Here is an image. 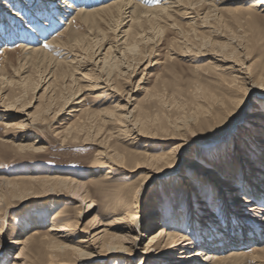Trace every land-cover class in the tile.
Wrapping results in <instances>:
<instances>
[{
  "label": "bare ground",
  "instance_id": "1",
  "mask_svg": "<svg viewBox=\"0 0 264 264\" xmlns=\"http://www.w3.org/2000/svg\"><path fill=\"white\" fill-rule=\"evenodd\" d=\"M195 1L158 0L160 5L149 9L141 5V0H0L2 25L12 27L14 19L20 26H16V31L12 27L6 35L0 37V44H6L0 50H11L14 48L12 44L19 41L18 47L26 54L15 78L6 84L12 89L10 94L3 95V88L0 89V124L5 129L3 139H0L1 145L22 154L40 153L43 150L42 141H32L31 128L38 123L55 122L63 116H69L76 118L75 121L66 125L57 136L75 142L83 140L85 145L93 144L101 148L98 157L110 167L99 177H107L109 180L115 178V172L124 174L127 171L133 174L141 169L147 170L149 175L129 196V200L126 196L128 194L122 189L119 197H116L118 201L121 200L122 207L117 206L119 209L108 214L97 212L98 205L89 199L86 185L70 178L32 177L17 183L0 179L1 183H7L5 191L0 192V244L3 247L8 240L6 234L9 230L7 228L5 231L4 223L7 211L27 200L47 198L46 202H52L46 204L50 208L60 203L58 199H63L75 204L78 210L77 219L71 225L63 223L64 220L58 216L54 217L48 235L35 232L26 240L14 241L12 238L10 244L14 245L7 255L3 257L2 252L7 247L0 249V264L9 262L8 256L14 251L16 254L10 259V264H108V259L120 256L128 264L138 256L141 257L139 264L150 259L154 264H264V109L262 113L258 109L253 113L248 111L253 100L264 99V94H256V89L246 90L245 97L231 101L228 105L207 89L197 87L196 97L202 98L208 105H198L197 113L191 119L196 121L201 115L212 116L213 106L221 107V111L210 136L190 141L177 138L181 136L178 132L184 131L189 124L183 116L180 121L172 122L162 112L164 119L161 124L164 126L157 128L156 133L149 132V111L147 113L145 108L134 105V98L130 94L132 90L126 93L118 83L128 73L132 79L141 72L143 78L140 83H146L144 77L158 65V62L153 63L156 35H162L165 28L176 27L179 18L196 21L197 6L203 4V0ZM219 2L221 5L241 2L248 6L246 12L249 14L264 13V0ZM25 9L29 16L24 14ZM215 9V14L218 12L222 16L228 12L225 7L216 6ZM214 12L206 13L202 19L208 20ZM74 13H77L76 18H79L82 25L88 28L87 34L62 43L58 39L61 34L54 38L55 31L60 26H66V32L70 34L74 23L68 22ZM102 24L107 26V30H101ZM161 24L165 25L162 27ZM217 38L214 36V39ZM214 39H206L204 42L199 39L203 43L200 49L216 47L219 50L218 57L221 60L217 62L221 64L211 62L212 69L216 72L236 73L237 80L249 85V77L241 72L242 69H236L239 66V54L233 46V37L223 43L217 40L214 42ZM47 41L48 47L59 49V58H54L51 56L53 52L50 55L39 46ZM180 56L187 57L185 53ZM35 61L41 64L38 67V78L37 72L26 75L29 66ZM95 73L96 82L93 79ZM258 83L264 87V78ZM42 90L39 99H45L46 102L31 112L35 95ZM98 90L108 92L118 102L107 111L92 113L99 118V125H102L93 130L96 125L91 126L83 116L77 117V114L84 115L86 112L80 108L85 100L82 98L85 92L94 93ZM66 92L70 93L68 98L65 97ZM30 94L33 98L28 100ZM124 96L127 101L122 104ZM154 97L156 102L162 104V95L155 94ZM158 112L160 114L161 111ZM158 116L155 122L161 121ZM246 121L249 123L243 126ZM181 123L186 124L182 129L179 126ZM104 125L113 126L114 129L101 133ZM159 132L164 136H158ZM196 132L194 130L193 133ZM108 137L109 140L117 139L124 144L125 150L108 146ZM143 138L175 147L156 156L136 154L132 147L138 146ZM192 147L214 150L212 152L218 168L212 165L207 169L199 163L201 150L195 159H188ZM133 161L136 164L134 169H127ZM189 170L195 171L196 180L187 177ZM130 173L125 174L128 179ZM90 179H98L93 171ZM194 181H199L200 185H195ZM157 182H162L166 189L172 187L178 194H186L190 198L192 204L188 205L187 216L182 205L174 209L171 221L159 214L156 208L145 211L151 202L150 198L145 201L146 196ZM205 182L210 183L207 188L211 193L207 198H200L199 206L203 207L201 211L209 213L203 216L196 211L192 199L201 195L199 188ZM235 185L241 188L236 189ZM209 196L212 197L211 202L207 200ZM6 201L8 208L3 213L2 207ZM215 211L219 218H215ZM186 224L187 231H184ZM31 240L36 241L33 249L30 248ZM145 240H149V244L144 246ZM142 246L143 251H140Z\"/></svg>",
  "mask_w": 264,
  "mask_h": 264
},
{
  "label": "rangeland",
  "instance_id": "2",
  "mask_svg": "<svg viewBox=\"0 0 264 264\" xmlns=\"http://www.w3.org/2000/svg\"><path fill=\"white\" fill-rule=\"evenodd\" d=\"M245 1L251 2L253 0ZM195 2H198V0H196ZM140 3L142 6H145V8L149 9L160 5V2H158V0H150V2L149 0H141ZM202 3L203 4L197 6L196 21H191L188 19L184 20L179 18L176 22V27L165 28L162 35H156V44L154 50V54L156 56L155 58H153V63L158 62V65L154 66L151 72L144 77L145 79L143 81H145L146 83H140V80L143 78L142 72L132 79L128 73L127 76L122 77L118 81V83H120V88L126 93L127 91L129 92L130 90H132L130 94L131 97L134 98H132L134 100L132 102L134 105L138 104V106L143 107L142 109L145 108V111H149V113L147 111L150 118L148 119L150 120V124L148 125L150 126L148 130L149 132L156 133L158 131L157 128L164 126L163 124H161L163 122L164 115L166 119H170L172 122H175L176 120L180 121L183 116V118L186 117L188 119L189 124L188 127L184 129V131L180 130L178 132L179 135H181L177 137L178 140L187 139L190 141H195L198 139H202L203 137L206 138L210 136L213 128H215L217 116L220 114L219 112L221 111V107L213 106L212 111L214 112H212V116L210 117L201 115L196 121L194 118L191 119L195 115V113H197L196 111L198 110V105H208V102H205L202 98L196 97L198 96L196 94L197 87L207 89L217 97L221 98V100H225L228 105H230L231 101L241 100V98L245 97L246 90L255 91L256 89V94H264V87H262V85L258 83L260 82L262 77L264 78V13L253 12L252 14H249L246 12V8L248 6L242 5L241 2L240 4L238 3L236 5L235 3L233 4V2H228L225 5H221L219 0H203ZM216 6L228 8V12H224L223 16L218 12L216 13V15L214 12V10H216ZM210 8L213 9L211 10ZM13 9H15L16 11L18 10L15 7ZM234 9H236L237 11ZM20 10L19 12L22 11ZM26 11L27 9H25L24 14H26ZM210 11L214 12L210 15V18L212 19L209 18L210 21L209 19H202L204 18L206 13H209ZM234 11L236 13H234ZM26 15L29 16V14ZM76 16L77 13L72 14L68 22L70 23L71 21H73L74 23L72 28L73 30L70 28L71 33L68 34V32H66V26H60L55 31L56 35H54V38H57L61 34L58 39L62 41V43H66L68 40H73L76 36L86 35L88 28L82 25L81 21L79 20V18H76ZM208 22H210L211 24H209ZM188 23H190V25ZM2 24L3 23L0 22V37H2L4 34L6 35L7 31H9V29L11 30L12 27H14V31H16V26H18L17 28H20V26L15 22L14 19L11 22L12 27L8 28L7 25L3 26ZM12 24H14V26ZM161 25L163 27L165 24ZM21 26L23 27V25ZM216 27L218 30L216 29ZM194 28L196 31L194 30ZM101 30H107V26L105 24H102ZM51 36L52 34L49 35L48 41H51ZM214 36L215 38H217L216 36H218L219 38L214 39ZM223 36H225L226 38ZM220 37L223 40L220 39ZM199 39L202 42H204L206 39H211V41H213L214 39V42L217 40V42L221 41L222 43L232 39L233 46L237 48V52L239 54V60L237 61V64L239 66L236 69H242L241 72L249 77L251 83L249 85L243 84L242 81L235 78L237 76L236 73L228 74L222 73L220 71L216 72L215 69L213 70L212 66L210 65L211 62H217V60H221V57H218L220 56L219 50L218 48L216 49V47H205V49H200V45L203 43H200ZM112 40H114V37L111 34V42H113ZM48 41L39 46L43 47V50L49 52L50 55L53 52L51 56H53L54 58H59L60 54H58L59 51H57L59 49L53 50V48L51 49L50 46L48 47L47 43L50 42ZM18 42L19 41L12 44L14 48L11 50H7L6 52L0 50V89L3 88V95L6 96L9 95L12 91V89L9 88L8 85H6L8 84L7 82L15 78L14 75L25 61L26 54L18 47ZM4 45L6 44H0V49ZM108 48L109 46H107V49ZM199 51L202 53H200ZM184 53L187 55V57L180 56ZM215 53H217V55ZM218 63L219 62H217V64ZM40 66L41 64L38 61H35V63H31L26 75H32L33 73L37 72L36 75L38 78V67ZM96 77V73L93 74V79L95 82L97 81ZM42 94L43 90L35 95L36 98L32 103V110H30L31 112H34L42 102H46L45 99H39ZM153 94L162 95V97L164 98H162L161 100L162 104H164L163 106L161 103H158V101H155L156 98ZM69 96L70 93L66 92L65 97L68 98ZM195 97L198 99H196ZM31 98H33V95L30 94L28 100H30ZM82 98H85V100L82 104V107L80 108H82V110L86 112L84 115H82V113H78L77 117H80L81 115L83 116V119L85 118L84 120L86 122L91 123V126L96 125L95 127H93V130L94 128L95 130L101 128L102 125H99L100 123L97 122L99 118H97L92 113H97L101 110L107 111L108 109H111L112 106L116 104V102H118L116 98H113V95L109 94L108 92H102L101 90H98L94 93L86 91ZM122 99V101L124 102L121 103L125 104V101H127V97L124 96ZM263 102L264 99H254L248 111L251 113L252 111L258 109L257 111H260L262 113V110L264 109V105L262 104ZM158 111H161L160 114ZM162 112H164L165 114ZM161 113L164 115H162ZM156 115H161L163 117L161 118V116H158L161 121L155 122ZM75 119L76 118L73 119L69 116H63L59 118V121H48L46 122V124L38 123L34 125L30 130L32 141L36 139L41 140V144L43 147L42 152L37 154L18 153L11 148H4L0 143V179H4L10 182L15 181V183H17L16 181H27L32 177L70 178L71 180H74L79 184L81 183L86 185L87 193H89V199L94 200L98 205V208L96 209L97 212L100 211L104 214L111 213L116 209L122 207V204L120 203L121 200L118 201L116 198L117 196L119 197L122 189H124L128 194L126 196L129 200V196L132 195L133 192L146 181V179H148V171L145 169H141L133 174L127 171H124V174H121V172L119 171L115 172V178H111L109 180L106 179L107 177H99L101 176V174H105L110 167V165H108L105 160H101L98 157L101 148L93 144L85 145L83 140L75 142L70 138H68L69 140H66L63 136H57L58 132L63 131L65 129V126L75 121ZM247 121L243 124V126L249 123ZM185 125L186 124L183 123L179 124L181 129ZM112 129H114L113 126L104 125V130L101 133H104L105 131H107L108 133ZM194 130L197 132L193 133ZM4 133L5 129L0 124V139H3ZM158 134V136H164L161 132H159ZM107 139V145L111 148L115 146L121 151L125 150V145L117 139L109 140V137ZM143 139L139 141L138 146L132 147V151H134L136 154H149L150 156H156L157 154H163V152H169L173 147H175L164 146L161 141H150L147 139ZM148 143L150 145H148ZM174 143L178 144L179 141H174ZM200 150L201 154L200 157H198L200 159L199 163L203 164V167L206 166L205 168L207 169H209V166L212 165L214 166V168H218V163L215 162L213 156L214 153L212 152L214 150L211 151L209 149L192 147L188 159H195V155L198 154ZM239 156H241V154ZM135 165V161L130 162L127 169H134ZM92 171L98 177V179L94 181L90 179V174L92 173ZM163 171L164 170H162V172ZM192 171L193 170H189V172L187 173V177L190 176L193 177V180H196L194 177L196 176L195 171ZM129 173V177L131 179H128L125 176V174ZM221 177H223L222 174ZM6 184V182H0V192L2 190L5 191ZM194 184L198 186L200 185V182L194 181ZM209 185L210 183H206L204 184V186H202L203 188L200 187L199 194L201 195H197L192 199L193 204L196 206V211H198V213L201 215L203 214V216L208 215L209 213H203L201 211L202 209L200 208L202 206H199V201L202 196H206L205 198H207L208 194L211 193L210 189L207 188ZM239 187L241 188L240 185H235L236 189H240ZM147 195L148 196H146L145 201L150 198L151 202L148 203L149 205L147 206L145 211H148L149 209L153 210L154 208H156L157 211H159V214L165 215L166 219L168 221H171L173 219L174 209L177 207H181L182 205L185 215L187 216L188 205L191 202L190 198L187 197L186 194H178L177 191H175L172 187L166 189L162 182H157L155 185H153ZM209 198L207 200L208 202H211L212 197L209 196ZM46 201L47 198H35L32 200H27L17 205L15 208H11L7 211L4 218L6 227L5 231H7V228L9 230L6 234V240H8L6 241V244L4 246L7 248L2 249L4 247L2 246V244H0V249H2L3 257L5 254H8V250L14 245L10 244V242H12V238L14 239V241L26 240L27 237L35 234V232H39L41 235H48V231L51 228L50 226L52 223V219L56 216L64 220L63 223H67L69 225L73 224L76 221L78 210L75 204H72L71 202L65 201L63 199H58L60 203L57 206L54 205L53 207L49 208L46 204L52 202ZM7 202L8 201H6L2 207L3 213L8 208ZM183 203L185 204L183 205ZM117 206L119 208H117ZM52 208L54 209L50 210ZM215 218H219L218 212L216 211ZM186 227H188L187 224L184 227V231H187ZM147 244H149V240H145L144 246ZM35 245L36 241L31 240L30 248L33 249ZM144 246H142V249L140 251H143ZM45 252L46 251H44V253ZM15 254L16 252L14 251L13 253H11V255L8 256L9 262H7L6 264H10L12 262V260L10 259L15 257ZM120 257L110 258L108 259L109 261H106H108V264H128L126 260H124L123 258L120 259ZM140 259L141 257L138 256L136 257V259H134V261H132V263L129 264H139ZM143 263L154 264L153 260L151 259L148 262L146 261Z\"/></svg>",
  "mask_w": 264,
  "mask_h": 264
}]
</instances>
